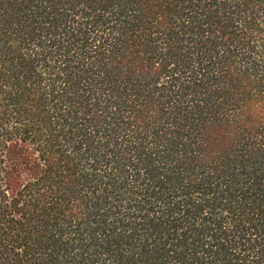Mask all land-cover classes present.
Returning a JSON list of instances; mask_svg holds the SVG:
<instances>
[{"label": "trees", "instance_id": "16d2710c", "mask_svg": "<svg viewBox=\"0 0 264 264\" xmlns=\"http://www.w3.org/2000/svg\"><path fill=\"white\" fill-rule=\"evenodd\" d=\"M0 264H264V0H0Z\"/></svg>", "mask_w": 264, "mask_h": 264}]
</instances>
